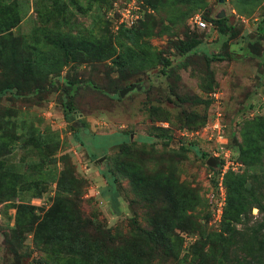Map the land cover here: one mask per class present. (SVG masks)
I'll return each instance as SVG.
<instances>
[{
	"label": "rangeland",
	"instance_id": "1",
	"mask_svg": "<svg viewBox=\"0 0 264 264\" xmlns=\"http://www.w3.org/2000/svg\"><path fill=\"white\" fill-rule=\"evenodd\" d=\"M9 1L19 5L21 21L11 33L23 48H43L44 35L59 31L81 40L111 39L117 52L123 50L120 34L125 27L119 23V10L132 0ZM153 2L136 3L142 16L134 25L140 44L125 65L79 57L62 68L59 88L31 97L0 98V123L12 136L24 137L0 157V264L62 263L50 250L34 244L29 229L57 198L64 157L77 180L71 203L84 224L136 236L141 229L159 237L158 226H169L162 214L164 194L157 187L142 188L138 181L155 173L169 177L188 197V220L180 215L181 223L170 225L179 237L173 252L156 246L152 256L148 253L152 264H190L184 255L200 237L212 240L203 249L202 264H234V259L245 257L241 250L229 251L224 241H214L222 215L210 198L214 191V169L206 163L210 144L195 132L214 111L212 94L217 93L227 137L240 164L230 172L247 171L239 161L237 133L243 123L264 116V0H189L168 6ZM221 11L231 28L226 35L205 19H219ZM196 18L210 25L199 29ZM187 36L199 39L198 51L180 57L174 45ZM64 79L78 83L71 93L73 114L63 107ZM131 85L138 88L120 97L119 92ZM74 129H79L77 134ZM36 140H45V148L39 150ZM121 143L126 149H120ZM107 167L116 178L114 200L103 175ZM131 168L138 176L131 175ZM256 171L261 175L262 167ZM39 188L42 192L36 196ZM251 215L253 221L258 219V209ZM184 222L192 228H182ZM13 229L21 236L16 248L11 242Z\"/></svg>",
	"mask_w": 264,
	"mask_h": 264
},
{
	"label": "trees",
	"instance_id": "2",
	"mask_svg": "<svg viewBox=\"0 0 264 264\" xmlns=\"http://www.w3.org/2000/svg\"><path fill=\"white\" fill-rule=\"evenodd\" d=\"M46 1L57 3L61 0ZM184 1L189 0H154L153 3L168 6ZM198 1L202 2V0ZM90 2H96V0H90ZM151 3L152 1L150 5ZM154 6L152 7L156 8ZM62 18L65 20L64 16ZM205 19L215 23L221 35L230 32L231 28L227 26L225 18L205 17ZM20 21L18 3L0 0V98L4 94H10L13 98L31 97L59 88L62 68L79 57L89 56L92 60L109 59L116 65H125L126 58H133L136 52L135 48H139L140 44L139 33H137L139 31L132 26L121 30L120 37L124 38V45H122L123 50L119 52L111 39L81 40L59 31L52 33L51 36L49 33L44 35L46 44L43 48L37 45L23 48L19 39L11 33ZM199 44V39L187 36L186 40L176 43L174 49L178 56L184 57L190 53H196ZM165 62L168 65L169 61ZM63 84L66 93H61L67 98L63 107L66 112H69L68 114H73L72 104H70L73 97L71 93L75 91L78 83L64 79ZM119 96L117 95V97ZM75 117L78 119V115ZM7 129L8 127L6 128L0 123V157L5 155L3 152L9 148L10 144L20 139V136H12ZM74 130L77 134L79 129ZM237 134L240 137L239 161L245 164L247 171L242 175H236L230 171L224 175L223 184L226 197L222 210V225L214 241H224L229 251L241 250L245 254L241 260L234 259V264H264V116L243 123L241 131ZM12 137L15 138L12 139ZM75 138L78 143L84 145L81 138L78 136ZM36 143L39 150L45 148V140H36ZM120 146V149H126L124 143H121ZM229 147L232 148L230 143ZM181 148L183 149V147ZM201 155L206 156L204 153ZM62 160L64 168L57 179V198L37 225L29 229V232L33 234L34 244L38 248L44 247L50 250L58 257V260L62 261L61 264H152V258L148 253L152 256V253L160 245L173 252L175 240L178 241L179 237L173 233L174 226L170 225H174V222L180 224L182 221L180 215L188 218L185 212L189 202L188 197L179 192L169 177L155 173L138 179V181L141 185L143 184L142 188L157 187L163 192L166 206L162 214L167 216L170 227L165 226L164 229V226H158L156 236L159 237L150 235L141 229L137 236L136 234L127 235L119 228L104 230L99 226L94 227L89 223H83L73 208L70 197L73 189L77 190V180L70 170L67 158L64 157ZM260 167H262V173L258 175L256 170ZM137 172V169L131 168V175L138 176ZM112 173L111 169L107 167L103 175L111 192V198L114 200L117 197L116 178ZM2 178L0 176V183L3 181ZM15 182L25 184L22 178L19 180L16 178ZM28 186L26 187L31 189ZM43 188L37 189L36 196L41 194ZM75 201L77 200L75 199ZM20 207L18 206L17 209L19 220L21 219L19 214L22 211ZM254 208H257L259 213V217L255 221L252 220L251 215ZM185 218L183 221H186ZM186 223L184 222L182 228H192ZM21 224L18 221L17 228L21 227ZM179 224L177 226L181 228ZM20 237L17 236V230L13 229L11 242L15 248L18 246L17 242ZM211 242L210 238L200 237L190 247L189 253L185 254L184 258L190 264H202L203 249L210 246Z\"/></svg>",
	"mask_w": 264,
	"mask_h": 264
},
{
	"label": "built area",
	"instance_id": "3",
	"mask_svg": "<svg viewBox=\"0 0 264 264\" xmlns=\"http://www.w3.org/2000/svg\"><path fill=\"white\" fill-rule=\"evenodd\" d=\"M139 0H132L126 7L119 10V23L127 28L134 26L142 19L140 8L136 4ZM195 25L199 29H204L210 24L201 21L199 18L194 20ZM215 101L214 111L208 115L205 125L200 131L195 132L196 136L205 138L210 144V157L217 161V164L212 175L214 191L211 192L210 198L216 208L218 216L222 215V210L225 204L226 191L223 184L224 175L229 171H237L240 164L235 161L234 153L229 147L225 125L223 122V114L219 110V95L212 94ZM194 134H192L193 136Z\"/></svg>",
	"mask_w": 264,
	"mask_h": 264
},
{
	"label": "water",
	"instance_id": "4",
	"mask_svg": "<svg viewBox=\"0 0 264 264\" xmlns=\"http://www.w3.org/2000/svg\"><path fill=\"white\" fill-rule=\"evenodd\" d=\"M221 1V0H220ZM224 16V12L221 11L218 15V18H222ZM134 88H138L137 85H131L130 87L128 88H125V89H122L120 92H119V95L120 97H122L126 92L130 91V90H133ZM104 160L103 157L99 158L97 161L98 162H102ZM207 165L210 166V167H215L216 164H217V161L213 158H208L207 161H206Z\"/></svg>",
	"mask_w": 264,
	"mask_h": 264
},
{
	"label": "crops",
	"instance_id": "5",
	"mask_svg": "<svg viewBox=\"0 0 264 264\" xmlns=\"http://www.w3.org/2000/svg\"><path fill=\"white\" fill-rule=\"evenodd\" d=\"M210 158V157H209Z\"/></svg>",
	"mask_w": 264,
	"mask_h": 264
}]
</instances>
